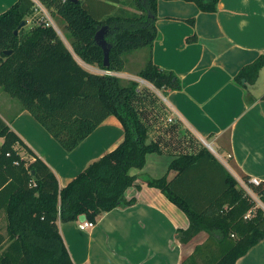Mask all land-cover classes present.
Returning a JSON list of instances; mask_svg holds the SVG:
<instances>
[{"label": "trees", "instance_id": "16d2710c", "mask_svg": "<svg viewBox=\"0 0 264 264\" xmlns=\"http://www.w3.org/2000/svg\"><path fill=\"white\" fill-rule=\"evenodd\" d=\"M40 1L66 24L72 50L53 27L38 24L25 30L35 13L34 2L18 0L0 15V88L69 153L110 116L121 122L125 137L115 150L91 162L62 187L52 168L0 116V217L6 222L4 227L0 221V264H74L60 224L82 218L97 222L113 209L133 206L136 200L125 195L137 180L131 171L143 169L148 154L162 151L160 142L150 140L141 108L146 96L139 83L89 71L77 57L87 65L121 73L126 56L147 48L138 77L158 90L182 88L173 71L153 62V45L160 38L155 26L159 0H130L139 13L125 17L113 15L115 3L122 0H93L100 4L94 9L84 0ZM183 1L196 4L201 12L216 13L220 0ZM104 25L110 27L109 68L104 67L103 50L94 40ZM263 68L261 56L245 66L235 81L246 80V88L255 85ZM169 170L177 171L174 180L166 175L145 177V182L187 214L190 226L180 231L183 243L202 232L208 234L182 264H236L264 239V209L208 148L179 155ZM240 176L264 204V182L256 186L249 183V176ZM252 211L253 216L246 218Z\"/></svg>", "mask_w": 264, "mask_h": 264}, {"label": "crops", "instance_id": "0c3cea01", "mask_svg": "<svg viewBox=\"0 0 264 264\" xmlns=\"http://www.w3.org/2000/svg\"><path fill=\"white\" fill-rule=\"evenodd\" d=\"M17 1L0 0V15ZM84 2L92 9L100 7L93 0ZM129 2L115 3L113 15L138 14ZM60 24L66 28L63 21ZM155 26L160 38L153 45V62L173 71L182 86L180 90L155 88L163 121L174 114V122L162 128L154 123L159 116H145L141 106L150 140L160 142L162 151L148 154L144 168L131 171L137 180L125 195L136 200L133 206L103 214L93 229L81 230L79 221L60 224L74 264H182L197 245L206 242L205 232L182 242L180 231L190 226L187 214L144 179L167 175L174 180L178 173L169 167L181 154H197L210 145L217 160L239 182L243 181L240 174L264 182V68L255 85L246 88V83L235 81L245 66L264 56V0H220L216 13L201 12L192 2L159 0ZM58 34L72 50L70 37L67 41L60 30ZM143 89L140 86L146 96ZM0 116L52 168L62 187L91 162L115 150L125 137L121 122L110 116L69 153L2 88ZM214 145L228 162L217 156ZM255 201L264 209L258 196ZM236 264H264V239Z\"/></svg>", "mask_w": 264, "mask_h": 264}, {"label": "rangeland", "instance_id": "374dc122", "mask_svg": "<svg viewBox=\"0 0 264 264\" xmlns=\"http://www.w3.org/2000/svg\"><path fill=\"white\" fill-rule=\"evenodd\" d=\"M49 12L51 13L50 15H52L53 22H55L56 26L61 31L63 37H65V39L67 41H70L69 40V34L66 31V28L63 27V25L60 24V22L62 20L60 18L58 19V17H54L53 14H52V10L51 9H49ZM39 18H40V16H38L37 14H34L31 18H29L28 22H27L28 25L25 28V30H30L33 26L38 25L39 24V22H38ZM147 52H148V49L147 48H143V49H139L137 51H134L130 55L126 56L125 57L126 61H127L126 69H125L124 72L119 73L117 76L120 77L124 82H128L129 80L137 81L139 83V86H141V88H144L146 90V92H147L146 93L147 95H146V98H145L146 105H142L143 108H144V115L150 117L151 115H154V113L157 114L159 117H158V119H155L154 123H157L158 126L163 128V126L165 127V126H169L171 124L170 123L168 124L166 122L167 119H165V121H163V116L161 115V112L159 111L160 106H161V109H163V107H162V105H159L157 103V101H156V97H158V96H156V94L158 95V91L151 84L147 83L146 81H143L141 78L138 77L139 70H141V67L143 68L144 65L146 64V60H147V56H148ZM77 59H78V61L81 64L84 65V67L86 66L85 63L82 62L78 57H77ZM88 66H91V65H88ZM86 68H87V70L92 71V72L99 73V71H100V70H94L91 67H87V66H86ZM148 91H149V93H148ZM14 100L16 102H18L16 99H14ZM163 123H164V125H162ZM176 141H178V140H176ZM213 147H214V150L216 152H218L217 156H220L221 160L228 162L227 156L224 155L223 153H221L216 148L215 145ZM229 165H230V163H229ZM256 204H257V202H256ZM0 221L2 222V225L4 227H6V222H5V219H4L3 216L0 217ZM80 222L81 221H79V223ZM217 255H218V252L216 250L215 254L211 258L214 259V257L217 256Z\"/></svg>", "mask_w": 264, "mask_h": 264}, {"label": "built area", "instance_id": "2783aa9c", "mask_svg": "<svg viewBox=\"0 0 264 264\" xmlns=\"http://www.w3.org/2000/svg\"><path fill=\"white\" fill-rule=\"evenodd\" d=\"M34 2V14H37L38 16H40L39 18V25H44L46 27H53L56 29L57 32H59V30L57 29V27L55 26L54 22H53V18L52 15H50L51 13L49 12V8L43 4L40 0H33ZM99 73L101 74H106V75H115L117 76L119 73L116 72H112L109 70H100ZM166 122L169 124H172L174 122V114L169 115ZM210 149L211 146L208 145ZM253 185L259 186L261 183V180H259L256 177H252L250 178V182ZM241 186L245 189V191L247 192V194L253 198L254 200L257 199L256 194L253 192V190L251 189V187L244 181H240ZM246 218H250L251 217V212H249L246 216ZM79 228L81 230H88V229H93L96 226V222H92L89 220H83L78 224Z\"/></svg>", "mask_w": 264, "mask_h": 264}, {"label": "water", "instance_id": "95a60500", "mask_svg": "<svg viewBox=\"0 0 264 264\" xmlns=\"http://www.w3.org/2000/svg\"><path fill=\"white\" fill-rule=\"evenodd\" d=\"M73 3H78L79 0H68ZM110 30V27L108 25L102 26L95 34V42L96 44L103 50L104 53V60L103 65L106 68L110 67V51L112 48V45L108 42L106 36ZM17 34V31L15 32ZM6 54H10L11 51H6ZM243 83H246V80H243ZM206 146L209 148V146L206 144ZM210 149V148H209Z\"/></svg>", "mask_w": 264, "mask_h": 264}]
</instances>
